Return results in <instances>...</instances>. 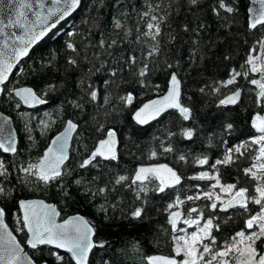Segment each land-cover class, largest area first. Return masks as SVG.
Here are the masks:
<instances>
[{"label":"trees","instance_id":"obj_1","mask_svg":"<svg viewBox=\"0 0 264 264\" xmlns=\"http://www.w3.org/2000/svg\"><path fill=\"white\" fill-rule=\"evenodd\" d=\"M147 2L161 4L165 8L169 3L172 4L169 9L172 15L161 38L163 52L152 58L151 66L155 70L148 78L150 85H160L158 90L141 88L133 83L128 69L121 75L129 82L121 83L117 80L120 87L104 84L105 80L111 79L104 69L85 79V83L81 85L84 74L94 64L108 60L109 69L115 66V61L97 46L101 38L115 36L118 30L114 29V20L119 19L125 25V30H134L138 13L147 7L146 0H82L79 10L36 45L10 79V89L29 85L41 93H47L44 96L47 103L39 109L30 110L22 104L17 109L15 105L18 99L13 94H5L0 100L1 110L13 117L19 135L16 155L0 153V159L5 161L10 173L7 178L0 177V187L11 193L9 199L0 196V203L8 212V223L12 229L17 227V201L24 198L41 197L55 203L62 218L82 213L97 226L96 239L106 244L105 248L94 250V254L90 256L91 264H146L145 258L148 255L170 254V246L165 244L166 230L171 227L167 222L170 211L167 206L175 201L176 196L186 200L188 195L211 190L213 181L192 177L200 172L215 175L216 169L211 165L216 159H222L229 147L255 135L251 126L252 118L257 113H264V109L253 103L258 89L249 83V79H257L254 73H250L248 79L237 77L236 84L221 88L218 93L212 91L220 86L221 81L229 78L232 69L241 72L245 70L241 65L245 63L248 49L254 43L251 35L245 31L246 0H241V15L235 22L232 19L225 22L222 10L221 16L213 12L216 0H199L198 6L190 5L187 0ZM184 25H188L190 31L185 32ZM69 33L73 35L70 36ZM170 33L176 36L174 41L169 40ZM68 42L78 47L79 54L67 49ZM121 47L128 49L134 45L124 43ZM116 52L119 53V48ZM119 54L127 55L126 52ZM135 54L139 56L141 53L138 51ZM97 56L99 60L96 59ZM225 56L229 58L225 59ZM69 58H77L80 63L76 67L70 66L67 64ZM165 61L171 62L174 67L166 69ZM172 71L182 80V103L192 109V119L184 121L178 112L171 110L148 125H138L132 118L134 110L147 99L165 92L169 72ZM88 84L98 90L96 102L85 96L84 90ZM49 85L53 86L51 90ZM239 87L242 88V98L237 105L219 106V99ZM200 88L205 89L203 93ZM128 92H133L136 97L131 106H125L119 100L120 96ZM106 96L109 101L107 104L104 102ZM72 101L83 104V109L74 108ZM69 118L77 122L79 128L71 149L70 162L73 166L63 181L70 193V197L65 198L55 187L42 190L27 185L24 174L18 169L37 162L50 138L63 128ZM41 121L48 127L44 128ZM227 123L233 124L231 133L224 130ZM98 124L118 132L119 159L103 162L100 168L80 169L78 163L86 155L85 146L91 149L99 138H103L101 133L95 131ZM184 128L193 130L191 140L181 135ZM169 133L173 135L170 136ZM29 135L34 140L30 141ZM163 147H171L173 151L164 152ZM152 151L157 155L150 158ZM180 155L185 156L184 161L179 160ZM204 156L208 157V164H198L197 158ZM154 162L172 164L183 176V183L161 193L155 190L158 186L156 181L149 186L150 190L146 194H142L140 200L135 198L136 186H115V191H108L103 195L84 194L89 187L95 190L107 185L111 189L110 181H114L117 176L126 175L131 178L139 164ZM248 163L247 159L241 157L231 166H217L221 183L245 186L241 170ZM94 177L97 179L94 180ZM76 180L81 181L79 186L75 183ZM113 204L115 207H112ZM209 204L210 201L205 199L185 205L183 209L187 215L189 206H194L203 211L205 218L215 217L214 222L221 226L219 232L213 233L218 242L242 229L245 217L239 215L238 210L231 209L228 213L218 210L212 212L207 207ZM102 205L107 212L101 211ZM141 206L145 210L144 219L132 220L131 212ZM250 207L256 208L254 205ZM228 216L232 218L227 219ZM17 235L20 239L23 238L22 233ZM157 239L160 240V245L154 242ZM39 255L38 253L37 256ZM43 255L52 264L53 258L47 257L46 251Z\"/></svg>","mask_w":264,"mask_h":264},{"label":"snow or ice","instance_id":"obj_2","mask_svg":"<svg viewBox=\"0 0 264 264\" xmlns=\"http://www.w3.org/2000/svg\"><path fill=\"white\" fill-rule=\"evenodd\" d=\"M187 2L192 6L199 4V0H187ZM80 3L81 0H0V95L11 96L14 93V96L18 98L15 105L17 109L21 107V104L28 107L46 104L47 100L44 96L47 93H41L33 87L10 89L8 85L11 83L10 75L13 69L29 55L33 45L56 29L61 21H64L78 8ZM146 3L147 7L138 13L134 30L132 28L125 30V25L119 19H115L113 26L115 30H118L115 36L107 39L101 38L98 41L97 46L115 61V66L109 69L110 61L108 60L98 65L94 64L84 74V78L80 81L81 85L85 83V79L104 69L111 77L105 80L104 84H115L120 87L117 80L121 83L129 82L121 75L125 69H128L132 82L141 88L157 90L160 88L159 84L150 85L148 78L155 70L151 66L152 58L160 56L163 52L161 38L164 35V27L172 15V11L169 10L172 4L169 3L165 8L161 4H152L147 0ZM246 3L245 31L251 35L254 43L248 49L245 63L241 65V68L245 70L241 72L232 69L229 78L221 81L220 86L213 88L212 91L218 93L221 88L236 84L237 77L243 76L248 79L250 73H256L259 79H249V83L258 89L255 92L253 103L256 107L264 109V0H246ZM240 8L241 0H216L213 12L221 16L222 10L224 13L222 18L225 22L228 19L235 22L241 15ZM168 27L170 28V25ZM13 29L18 31H13ZM183 30L188 32L190 28L184 25ZM68 35L71 36L73 33ZM175 39L176 36L170 33L169 40L174 41ZM124 43H129L134 47L124 49L121 47ZM66 47L72 53L79 54L78 47L72 42H68ZM118 48L119 53L126 52L127 55L117 53ZM138 51L141 53L139 56L135 54ZM258 51L261 54H256ZM228 58L225 56V59ZM96 59L99 60V56ZM79 63L77 58L67 60V64L73 67L78 66ZM164 67L172 69L174 65L165 61ZM181 85L182 81L176 72H169L164 94L143 103L134 113L135 122L138 125L148 124L161 118L170 110L178 112L184 121L192 119V109L182 103ZM52 87L49 85V90ZM204 90L200 88L201 93ZM84 91L90 101L98 100V90L91 84H88ZM240 98L241 92L236 89L219 99V106L236 105ZM135 99L133 92L119 97L125 106H131ZM104 102L105 104L109 102L107 96ZM71 104L77 109L84 107L78 101H72ZM40 123L44 128L48 127L44 121ZM8 124L9 119L0 116V153L16 155L18 153L17 140L14 133L7 129ZM251 126L255 135L238 145L229 147L223 158L216 159L211 165L213 169H216L215 175L200 172L199 175L192 177L197 180L215 181L210 186L211 190L186 196L187 201L200 200L202 197L211 201L207 207L212 212L218 210L228 213L230 209L238 210V214L245 217L242 229L222 242H218V238L213 233L219 232L221 226L214 222L215 217L209 216L205 219L203 211L197 207L188 209L187 218L184 219H182L184 215L182 212L170 211L167 222L171 227L170 230H166L167 239L165 240V244L170 246V255L147 256L146 264H264V116L257 113L252 118ZM78 127L79 125L73 120H67L64 131L51 140L38 161L28 163L18 169L24 174V182L27 185L42 190L55 187L63 197H70L63 181L73 166L70 162V141L74 133L78 135ZM232 129V123L224 125L226 133H231ZM95 131L101 133L103 138H99L91 149L85 146L86 155L78 163L80 169L100 168L103 162L119 159L116 132L111 128L105 129L103 124H98ZM181 135L191 140L194 133L192 129L184 128ZM28 139L34 140L31 135ZM163 151L172 152L173 149L163 147ZM156 155L157 153L152 151L150 158ZM241 157L249 161L248 166L241 170L245 186H238L237 183L222 184L217 166H231ZM179 160L184 161L185 156L180 155ZM196 162L200 165L208 164V157L197 158ZM9 175L5 161L0 159V177L7 178ZM156 181L159 183L155 190L163 193L167 188L180 185L181 176L166 164L140 166L131 178L119 175L114 181H110L111 189L107 185L95 190L89 187L84 194L103 195L108 191H115V186L128 188L136 186L135 198L140 200L142 194H146L150 190L149 186L155 184ZM75 183L79 186L81 181L76 180ZM216 189H219V193L225 194L227 199L216 193ZM0 196L9 199L11 193L8 189L0 187ZM184 203L185 200L176 196L175 201L167 207L171 210ZM17 204L18 213L15 220L17 227L12 230L5 222L8 215L6 208L0 207V264H49L48 259L43 255L45 251L47 257L53 258L52 264H91L90 256L94 254V250L103 249L106 246L104 241L96 239L97 226L82 215L69 216L58 222L61 212L56 204L47 203L44 200L24 199L18 200ZM250 205L256 208H251ZM112 207L115 205L113 204ZM101 211L107 212V209L102 205ZM144 212L142 206L136 207L131 212V219L142 221ZM193 213L196 214L195 217L192 216ZM231 218V216L227 217V219ZM181 223L187 227H179ZM189 228L193 230L189 232ZM14 232L22 233L23 238L18 239ZM154 242L160 245L159 239ZM27 249H30L31 253Z\"/></svg>","mask_w":264,"mask_h":264},{"label":"water","instance_id":"obj_3","mask_svg":"<svg viewBox=\"0 0 264 264\" xmlns=\"http://www.w3.org/2000/svg\"><path fill=\"white\" fill-rule=\"evenodd\" d=\"M81 1H82V0H81ZM80 6H81V3H80V5L78 6V8H77L76 10L73 11L72 14H70L68 17L65 18L64 21H66V20H68L69 18H71V17H72V16H73V15L79 10ZM64 21H61L60 24H62ZM60 24H59V25H60ZM59 25L57 26V28L59 27ZM54 30H55V29H54ZM13 31H18V30L13 29ZM50 33H51V32H50ZM50 33H49V34H50ZM49 34H48V35H49ZM48 35H47V36H48ZM47 36H46V37H47ZM46 37H44L42 40H40V41L37 42L35 45H33V47H32V48L30 49V51H29V55H30V53L32 52V50L35 48V46L38 45L41 41H43ZM29 55H28V56H29ZM28 56H27V57H28ZM27 57H24L23 60H22L17 66H16V68L13 69V73L10 75V79H11L12 75L14 74V72L17 71V69H19L21 63H22ZM178 78L180 79L179 76H178ZM181 81H182V80H181ZM18 87H31V86H29V85H22V86H18ZM238 89H239L240 92H241V98H242V88L239 87ZM34 90H35V89H34ZM181 91L183 92V87H182V85H181ZM230 93H231V92H230ZM230 93H228V94H230ZM163 94H164V93H163ZM163 94H161V95H163ZM228 94H227V95H228ZM13 95H14V93H13ZM2 96H3V95H0V100H1ZM155 98H157V96H154V97H152V98H150V99H155ZM241 98H240V100H241ZM17 99H18V98H17ZM150 99H147V100L144 101L143 103H146V102H147L148 100H150ZM240 100L238 101V103L240 102ZM134 102H135V100L133 101V103H134ZM143 103H141V104H140V105L134 110L133 115H132V118H133V116H134L135 111H136L139 107H141ZM238 103H237V104H238ZM237 104H236V105H237ZM44 105H45V104H43V105H37L36 107H28V106L22 104L23 107H25V108H27V109H30V110L39 109V108L43 107ZM227 106H235V105H227ZM170 111H171V110H170ZM0 116L7 117V118L9 119V124L7 125V129H10V130L14 133V135H15V137H16V140H17V148H18L19 135H18V130H17V127H16V124H15V121H14L13 117L10 116L9 114L5 113L4 111H2L1 108H0ZM69 119H71V118H69ZM69 119H67V120H69ZM158 119H159V118H158ZM158 119H157V120H158ZM67 120H66V121H67ZM71 120H73V119H71ZM133 120H134V119H133ZM73 121H74V120H73ZM134 121H135V120H134ZM155 121H156V120H155ZM74 122H75V121H74ZM152 122H154V121H151V122H149L148 124H150V123H152ZM76 123H77V122H76ZM77 124H78V123H77ZM148 124H145V125H148ZM145 125H141V126H145ZM65 126H66V122H65L63 128H62L60 131H58L57 133H55V134L50 138L47 147L50 145L52 139H54L56 136L60 135L61 132L64 131ZM78 128H79V127H78ZM112 130H114V131L116 132V134H117V137H116V138H117V140H118V155H119V147H120V139H119V135H118V132H117L115 129H112ZM75 135H76V134L74 133V134H73V139L70 141V145H71V147H70V156H71V149H72V144H73V140H74ZM47 147H46V148H47ZM46 148H45V149H46ZM3 154H5V155H13V154H11V153H3ZM165 164L168 165V167L172 168L174 171L177 172L178 175L181 176V183H180V185H181V184L183 183V180H184L183 176L179 173V171H178V170H177L172 164H170V163H168V162L143 163V164H139V165L137 166V168L140 167V166H155V165H165ZM158 183H159V182H158ZM178 186H179V185H176L174 188H176V187H178ZM168 189H173V188H167L166 190H168ZM166 190H165V191H166ZM24 200H44V201L47 202V203L55 204V203L50 202V201H48V200H46V199H44V198H41V197L24 198ZM0 207H3V206L1 205V203H0ZM57 207H58V206H57ZM58 210L60 211L59 208H58ZM230 210H231V209H230ZM171 211H179V212H182V213L184 214V215L182 216V219H184V217H185V211H184L183 208L179 207V208H175V209H173V210H171ZM60 212H61V211H60ZM169 212H170V211H169ZM73 215H82V216H84L86 219H88V220H90V221L92 222V220H91L89 217H87L86 215H84V214H82V213L70 214V215L66 216L65 218H67V217H69V216H73ZM168 216H169V213H168ZM62 219H63L62 216H61L60 218H58V222H60ZM5 222L9 225L10 230H12V227H11L10 224L8 223L7 218H5ZM181 224H182V223H181ZM181 224L178 225V226L180 227ZM14 234L17 235L16 232H14ZM17 238L20 239L18 235H17ZM27 251L30 252V249H27ZM153 255H165V256H168V255H170V254L155 253V254H151V255H148V256H153Z\"/></svg>","mask_w":264,"mask_h":264},{"label":"rangeland","instance_id":"obj_4","mask_svg":"<svg viewBox=\"0 0 264 264\" xmlns=\"http://www.w3.org/2000/svg\"><path fill=\"white\" fill-rule=\"evenodd\" d=\"M256 54H261V53L258 51ZM254 74L257 76L256 78L259 79V75L256 74V73H254ZM260 115L264 116V113H263V114H260ZM55 126H56V125H55ZM214 182H215V181H213V183H214ZM208 191H209V190H208ZM202 192H203V191H200V192H198V193H202ZM215 192L218 193V194H220V195H222V196H224L225 199H227V197L225 196V194H223V193H219V189H216ZM200 200H205V199L202 197ZM200 200H196V201H200ZM196 201H187V200H185V203H184L183 205H180L179 207L183 208V206L188 205V204H192V203H194V202H196ZM210 203H211V201H210ZM179 207H176V208H179ZM191 207H194V206H189L188 209H190ZM173 209H175V208H173ZM173 209H171V210H173ZM171 210H170V211H171ZM187 215H188V213H187ZM187 215L185 214V217H184V218H187ZM192 216L195 217L196 214L193 213ZM205 219H206V218H205ZM202 223H203V221H202ZM180 227H187V226L181 224ZM192 230H193L192 228H189V229H188L189 232H191Z\"/></svg>","mask_w":264,"mask_h":264}]
</instances>
